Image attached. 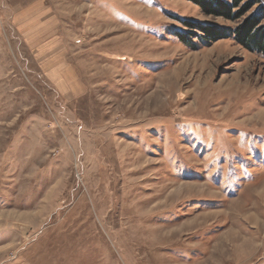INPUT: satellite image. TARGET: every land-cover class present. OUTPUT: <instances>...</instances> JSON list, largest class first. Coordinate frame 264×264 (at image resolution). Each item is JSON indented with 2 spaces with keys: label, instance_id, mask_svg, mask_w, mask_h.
I'll list each match as a JSON object with an SVG mask.
<instances>
[{
  "label": "rangeland",
  "instance_id": "rangeland-1",
  "mask_svg": "<svg viewBox=\"0 0 264 264\" xmlns=\"http://www.w3.org/2000/svg\"><path fill=\"white\" fill-rule=\"evenodd\" d=\"M240 22L0 0V264H264V57L200 29Z\"/></svg>",
  "mask_w": 264,
  "mask_h": 264
},
{
  "label": "trees",
  "instance_id": "trees-1",
  "mask_svg": "<svg viewBox=\"0 0 264 264\" xmlns=\"http://www.w3.org/2000/svg\"><path fill=\"white\" fill-rule=\"evenodd\" d=\"M189 1L200 7L206 16L209 15L230 22H239L241 20L234 29L210 25L201 26L200 29L204 35L202 36V42L209 44L211 41L233 39L237 45L245 50L255 54L258 53L264 57V5H262V0H232L231 2L225 0ZM256 6L259 8L246 17ZM178 37L183 43L189 44L184 38L179 35Z\"/></svg>",
  "mask_w": 264,
  "mask_h": 264
}]
</instances>
